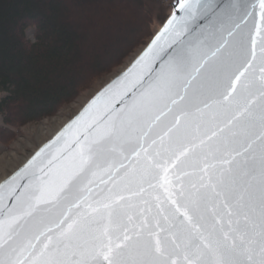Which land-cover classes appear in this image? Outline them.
Returning <instances> with one entry per match:
<instances>
[{
	"label": "snow or ice",
	"instance_id": "obj_1",
	"mask_svg": "<svg viewBox=\"0 0 264 264\" xmlns=\"http://www.w3.org/2000/svg\"><path fill=\"white\" fill-rule=\"evenodd\" d=\"M177 7L184 15L52 142L75 129L69 154L45 170L46 145L0 185V264H264V0ZM198 30L195 45L159 46Z\"/></svg>",
	"mask_w": 264,
	"mask_h": 264
},
{
	"label": "trees",
	"instance_id": "obj_2",
	"mask_svg": "<svg viewBox=\"0 0 264 264\" xmlns=\"http://www.w3.org/2000/svg\"><path fill=\"white\" fill-rule=\"evenodd\" d=\"M167 1L0 0V115L4 122H31L53 115L77 95L85 78L105 70L149 36L145 45L154 33L153 14ZM70 8L81 15L80 20L77 15L71 18ZM122 9L135 13L140 21L128 25L126 42L104 63L74 72L91 32L86 18L114 20ZM29 26L35 27L34 40L26 36Z\"/></svg>",
	"mask_w": 264,
	"mask_h": 264
},
{
	"label": "rangeland",
	"instance_id": "obj_3",
	"mask_svg": "<svg viewBox=\"0 0 264 264\" xmlns=\"http://www.w3.org/2000/svg\"><path fill=\"white\" fill-rule=\"evenodd\" d=\"M65 3L69 7L68 3ZM166 4H162L163 6L160 9L158 6V11L153 14L154 16L151 19L150 25L151 32L154 31L155 33L157 31L163 15L169 13V0ZM71 12V18L78 14L76 13L75 15L74 11ZM128 12L127 9H122V14H116V19L105 22L104 20L97 22L91 20V18H86V23L89 24L91 32L86 39L87 47L82 49L81 59L72 68L74 72L79 71L82 66L85 71L97 63H104L126 42L130 29H127L128 25L135 26L140 22L136 17L137 15L135 16V13L130 14ZM79 16L77 15V20H80ZM119 24L120 26L117 27L116 25ZM34 30L35 27L31 26L26 29V36L30 40H34ZM148 37L145 38L144 42ZM144 42L138 45L133 51L128 52L124 57L112 63L105 70L85 78L77 95L71 101L61 105L53 115L36 121L14 124H6L0 115V180L17 169L40 144L48 140L68 121L98 89L123 70L146 45H143Z\"/></svg>",
	"mask_w": 264,
	"mask_h": 264
},
{
	"label": "water",
	"instance_id": "obj_4",
	"mask_svg": "<svg viewBox=\"0 0 264 264\" xmlns=\"http://www.w3.org/2000/svg\"><path fill=\"white\" fill-rule=\"evenodd\" d=\"M193 3H195V0H193ZM178 5V0H169V6H170V11L169 13H167L166 15H164L163 19L160 22L159 28L157 29V31L153 34V36L150 38V40L146 43V45L141 49V51L131 60V62L123 69L121 70L119 73H117L114 77H112L108 82H106L100 89H98L84 104L83 106L68 120L66 121L48 140H46L45 142H43L42 144H40L35 150L34 152L17 168L15 169L11 174H9L7 177H5L4 179L0 180V185H3L7 180H9L10 177H12L15 173H17L18 171H20L21 169H23L25 167V165H27L29 163L30 160H32V158L37 154V152H39L42 148H45L46 145H50L51 147L48 148L46 150L45 156L41 158V160L37 161V164H43L45 165V170H47V167H50V165H48V160H51L53 156H56L58 153L62 156H67L69 154L68 151H63L61 152L62 149H64L65 146V142L67 141H71L72 137L74 135L75 129H72L68 132V134L66 136L61 137V139L59 141H56V143H52L53 141L56 140V137L60 135V133H62L64 131V129L73 121L75 120L77 117H79L81 115L82 112H84V110L88 107V105L105 89L107 88L109 85H112L114 81H117L118 78H120L121 76H123V74L125 72L128 71V69H130L133 65V63L145 52V50L148 48V46L151 44L152 40L159 34L161 33L162 29L164 28L166 22L169 20V18L173 15V13L175 12L176 16L179 18L181 16L184 15L183 12H181L179 10V8L177 7ZM201 23H203V21H200ZM202 30H198L197 33L194 34H189L187 32H184L181 36H177L175 33H165L164 36L161 37L160 41H159V46L166 49V50H170L169 49V45L172 44L173 41H179V40H183L184 41V45L183 46H187L189 44L195 45L197 43V38L199 35V32ZM173 47H175V45H172ZM152 55L150 54L149 56V61H151L152 59ZM159 64L160 61L159 59H156L153 63H152V68L153 69H158L159 68ZM141 72L140 68H137L136 71L130 75L128 77V79L124 82L123 85H117L114 89L112 93L106 94L105 96L101 97L100 100L97 101V104L93 107V109L91 110V112L85 114L84 116V120L82 121V124H86L89 121H91L94 117H96L97 115H99L101 112H103L105 106L107 104H109L113 99V93H115L116 91L122 89L123 87H131L132 84L137 80V78L139 77ZM152 78H155L156 73L153 72L152 74ZM149 77H148V73L145 71V75H144V81L142 84H135V88L134 91L137 92V94H139L140 92L144 91L145 88L148 87L149 84ZM127 99L131 98V92H129L128 96L126 97ZM191 103L193 105L200 103L199 99H192ZM115 107L119 108L120 107V103L117 101L115 103ZM206 119H210L209 117H206ZM170 120L169 118L165 119V123H167ZM209 127H212L213 125L211 123H209L208 125ZM164 130V124H161L156 131L157 132H162ZM237 133L239 136V140L238 143L234 144L233 147L234 148H239L241 146V144H243L245 142V136L243 134V132L237 128ZM71 150L75 149V144H71L70 146ZM54 164L57 163L56 161L53 162ZM21 183H23V181H21ZM5 203H11L10 200H5Z\"/></svg>",
	"mask_w": 264,
	"mask_h": 264
}]
</instances>
